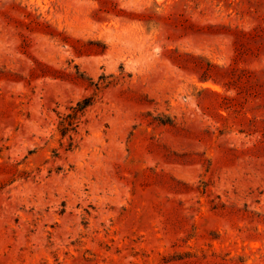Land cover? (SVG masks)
Listing matches in <instances>:
<instances>
[{
    "label": "rangeland",
    "instance_id": "rangeland-1",
    "mask_svg": "<svg viewBox=\"0 0 264 264\" xmlns=\"http://www.w3.org/2000/svg\"><path fill=\"white\" fill-rule=\"evenodd\" d=\"M0 264H264V0H0Z\"/></svg>",
    "mask_w": 264,
    "mask_h": 264
}]
</instances>
